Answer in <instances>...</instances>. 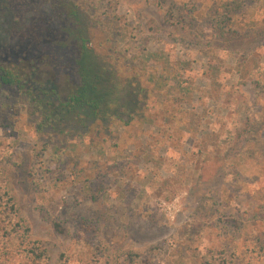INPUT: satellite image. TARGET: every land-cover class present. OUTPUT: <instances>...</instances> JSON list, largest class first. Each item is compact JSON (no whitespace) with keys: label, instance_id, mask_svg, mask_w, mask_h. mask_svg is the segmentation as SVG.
Returning <instances> with one entry per match:
<instances>
[{"label":"rangeland","instance_id":"1","mask_svg":"<svg viewBox=\"0 0 264 264\" xmlns=\"http://www.w3.org/2000/svg\"><path fill=\"white\" fill-rule=\"evenodd\" d=\"M74 2L147 99L128 125L61 132L0 90V204L17 210L0 205V264H264V0Z\"/></svg>","mask_w":264,"mask_h":264},{"label":"trees","instance_id":"2","mask_svg":"<svg viewBox=\"0 0 264 264\" xmlns=\"http://www.w3.org/2000/svg\"><path fill=\"white\" fill-rule=\"evenodd\" d=\"M81 21L74 0H0V90L18 92L24 104L39 114L42 125L55 131H86L90 124L101 122L108 127L118 120L128 125L139 115L147 95L139 84L121 86L115 71L82 31ZM62 51L64 58L59 55ZM152 57L162 66L150 72V78L163 89L173 77L171 61L163 52ZM57 69L66 80L64 97L56 83ZM178 85L190 90L189 84L178 81ZM59 150L58 146L53 149ZM57 183L58 179L52 185ZM84 183L92 188V179ZM4 201L1 204L17 212L12 197ZM54 227L63 231L57 221Z\"/></svg>","mask_w":264,"mask_h":264}]
</instances>
